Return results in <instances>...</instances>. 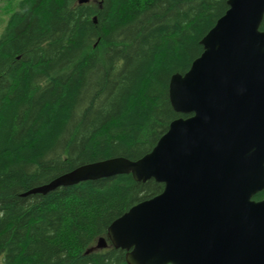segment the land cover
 Here are the masks:
<instances>
[{
  "label": "trees",
  "instance_id": "1",
  "mask_svg": "<svg viewBox=\"0 0 264 264\" xmlns=\"http://www.w3.org/2000/svg\"><path fill=\"white\" fill-rule=\"evenodd\" d=\"M79 1L20 0L0 34V264H127L108 228L163 183L127 173L25 194L82 165L150 153L187 117L172 107L171 77L229 8ZM102 237L108 247L95 249Z\"/></svg>",
  "mask_w": 264,
  "mask_h": 264
},
{
  "label": "water",
  "instance_id": "2",
  "mask_svg": "<svg viewBox=\"0 0 264 264\" xmlns=\"http://www.w3.org/2000/svg\"><path fill=\"white\" fill-rule=\"evenodd\" d=\"M89 0H80L87 3ZM201 41L203 53L174 74V120L154 149L82 165L25 195L131 173L161 194L108 228L127 264H264V0H228ZM105 237L95 249H105Z\"/></svg>",
  "mask_w": 264,
  "mask_h": 264
},
{
  "label": "rangeland",
  "instance_id": "3",
  "mask_svg": "<svg viewBox=\"0 0 264 264\" xmlns=\"http://www.w3.org/2000/svg\"><path fill=\"white\" fill-rule=\"evenodd\" d=\"M20 0H12L11 3L6 1H0V34L8 23L10 14L15 10L14 8ZM9 7L10 13L6 12V9Z\"/></svg>",
  "mask_w": 264,
  "mask_h": 264
}]
</instances>
